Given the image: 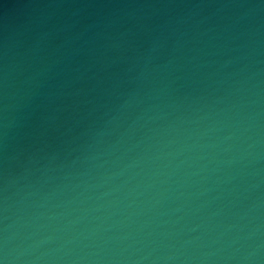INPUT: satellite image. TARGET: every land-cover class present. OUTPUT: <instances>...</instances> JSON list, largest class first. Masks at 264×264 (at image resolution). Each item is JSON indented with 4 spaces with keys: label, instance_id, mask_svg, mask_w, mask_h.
<instances>
[{
    "label": "water",
    "instance_id": "1",
    "mask_svg": "<svg viewBox=\"0 0 264 264\" xmlns=\"http://www.w3.org/2000/svg\"><path fill=\"white\" fill-rule=\"evenodd\" d=\"M0 264H264V0H0Z\"/></svg>",
    "mask_w": 264,
    "mask_h": 264
}]
</instances>
